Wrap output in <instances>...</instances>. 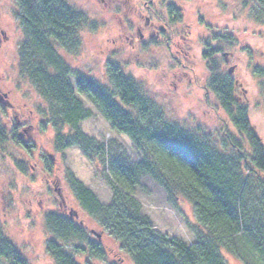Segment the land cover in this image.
Listing matches in <instances>:
<instances>
[{"label": "rangeland", "instance_id": "obj_1", "mask_svg": "<svg viewBox=\"0 0 264 264\" xmlns=\"http://www.w3.org/2000/svg\"><path fill=\"white\" fill-rule=\"evenodd\" d=\"M65 1L87 18V25L78 33L80 47L76 52L57 47L72 69L94 79L116 96L117 91L105 72L106 63L115 62L161 107L168 121L209 135V143L221 153H231L225 133H232L243 149L249 151L245 140L221 109L215 93L207 88L209 74L204 54L210 48L219 47L221 51L214 57L220 60L222 70L235 65L232 77L239 83L238 94L244 95L250 123L264 142V78L255 73L257 68L264 69V17L262 20L254 17L253 13L260 11L254 3L243 4L244 0H145L150 12L145 11L151 15L157 12L164 18L161 22L167 21L170 28L158 41L145 34L142 42L147 45L140 46L142 42L134 40L132 46L129 40L135 35L134 6L141 8L144 0H121V3L115 0L108 8L100 0ZM3 2L7 4L9 16L2 25L13 37L8 45L12 47V54L7 55L6 60L0 59V81H4L0 82V88L8 91L12 103L0 106V222L3 233L28 264H56L47 250V243L58 239L47 228L46 215L68 216L69 209H74L79 214L75 221L82 222L86 236L82 240L62 243V247L74 255L78 263L134 264L119 241L80 206L70 183L72 178L82 182L101 203L107 204L111 197L106 166L109 161L135 165L146 156L136 149L127 135L112 130L100 110L77 93L76 98L91 112L79 123V128L98 144H103L107 160L103 164L97 157L87 158L77 145L60 148V142L55 139L57 133L66 134L69 139L71 130L59 123L58 106L41 95L26 74H19V49L28 41L20 21L22 10L18 0ZM220 36H233L234 42L215 39ZM222 52H227L225 62ZM70 79L73 82V77ZM261 176L264 177L263 172ZM134 197L158 232L187 244L195 240L198 227L187 199L179 198L175 204L166 190L149 176L140 179ZM89 241L100 247L101 253L88 249ZM76 247H84L83 254L77 253ZM221 255L227 264H261L258 254L245 248L235 255L221 250ZM0 264H10V260L0 258Z\"/></svg>", "mask_w": 264, "mask_h": 264}, {"label": "trees", "instance_id": "obj_2", "mask_svg": "<svg viewBox=\"0 0 264 264\" xmlns=\"http://www.w3.org/2000/svg\"><path fill=\"white\" fill-rule=\"evenodd\" d=\"M248 2L260 10L253 15L262 20L264 0H244L243 4ZM18 3L28 40L19 49L18 72L26 74L38 92L58 106L59 123L71 130L69 139L68 135L57 133L55 139L60 142V148L77 145L87 158L97 157L103 164L107 160L103 144L79 128V123L91 112L76 98L77 93L100 110L112 130L127 135L146 156L135 165L109 161L106 166L111 197L107 204L101 203L82 182L72 178L70 183L80 206L119 241L133 263L227 264L221 250L235 255L245 248L258 254L264 264V177L261 176L264 142L250 123L244 95L237 91L239 83L233 80L229 68L222 70L220 60L214 57L220 48H210L204 54L209 74L207 88L215 93L221 109L249 151L243 149L232 133H225L231 153H221L209 143V135L168 121L161 107L115 62H107L105 72L117 91L116 96L94 79L72 69L57 47L76 52L80 47L78 33L87 25V18L65 0H18ZM215 39L234 42L233 36ZM221 54L225 62L226 52ZM255 73L264 78V69L257 68ZM64 139L67 141L63 142ZM143 176L160 184L175 204L179 198L191 203L198 227L195 240L187 244L155 229L134 197ZM76 219L69 213L68 216L46 215L47 228L61 241L51 239L47 243L56 264H80L62 247V243L85 238L86 231ZM84 249L76 247L75 251L83 254ZM88 249L101 253L92 241ZM0 258L9 259L10 264H28L3 233L1 222Z\"/></svg>", "mask_w": 264, "mask_h": 264}, {"label": "flooded vegetation", "instance_id": "obj_3", "mask_svg": "<svg viewBox=\"0 0 264 264\" xmlns=\"http://www.w3.org/2000/svg\"><path fill=\"white\" fill-rule=\"evenodd\" d=\"M4 0H0V59L1 60H6L5 58L7 57V55L12 54V47L8 46L9 43L12 41L13 37L9 36L7 33V29L3 27V22H5V18L7 16H9L8 11H7V4L6 2H3ZM102 2H104L106 5L105 7H111L113 5V2L115 0H100ZM117 2L121 3V0H116ZM129 1V0H128ZM146 1H142V7L141 8H135V15H134V37L130 38V43L133 46L134 45V40H137L138 43L140 44L145 37V34L148 36V38L151 37H155L154 41H158L160 40L159 38L164 35V33L167 31V28L170 26L168 25L169 23L166 22H161V19L163 20L164 18L159 15L157 12H153V15L148 14V12H150L149 7L146 5ZM9 10V9H8ZM145 10H148V12H146ZM169 14V12L167 13ZM17 28V27H16ZM124 38H128V36H124ZM149 41V40H148ZM147 45V42H142V44L140 46H145ZM227 54V52H226ZM226 54L224 55V59L226 61ZM233 67L235 65H232ZM235 71V68L233 69V72ZM233 74V73H232ZM237 81V80H236ZM0 82H4V81H0ZM9 83V82H7ZM4 105H12V103L9 100V93L8 91H4L0 88V106L4 107ZM64 203V202H63ZM67 207V206H65ZM64 207V209H65ZM71 209H69L70 211ZM68 211V213H69ZM79 217V214H78ZM75 217V218H78ZM80 223H82L80 221Z\"/></svg>", "mask_w": 264, "mask_h": 264}, {"label": "water", "instance_id": "obj_4", "mask_svg": "<svg viewBox=\"0 0 264 264\" xmlns=\"http://www.w3.org/2000/svg\"><path fill=\"white\" fill-rule=\"evenodd\" d=\"M233 69H234V67L232 66V67H230L229 69H228V71L230 72V73H232L233 72ZM69 214L70 215H73V216H75V217H77V212L76 211H73V210H70L69 211ZM94 234H96L97 236H99V234H97L95 231H92Z\"/></svg>", "mask_w": 264, "mask_h": 264}]
</instances>
